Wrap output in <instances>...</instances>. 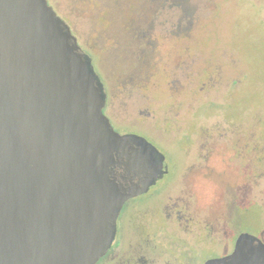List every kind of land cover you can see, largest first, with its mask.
Instances as JSON below:
<instances>
[{
  "label": "water",
  "instance_id": "obj_1",
  "mask_svg": "<svg viewBox=\"0 0 264 264\" xmlns=\"http://www.w3.org/2000/svg\"><path fill=\"white\" fill-rule=\"evenodd\" d=\"M103 83L47 0H0V264H96L123 204L165 172L145 137L114 130ZM205 264H264L240 233Z\"/></svg>",
  "mask_w": 264,
  "mask_h": 264
},
{
  "label": "rangeland",
  "instance_id": "obj_2",
  "mask_svg": "<svg viewBox=\"0 0 264 264\" xmlns=\"http://www.w3.org/2000/svg\"><path fill=\"white\" fill-rule=\"evenodd\" d=\"M47 1L71 27L78 44L92 58L95 71L106 83V110L117 125L113 124L115 129L120 132L131 131L134 127L145 129L150 135L143 136L166 157L169 173L159 179L150 191L169 177L174 179L172 185L175 186L189 182L190 176L180 171L200 172L197 162L192 167L190 155H184L181 151L183 145L190 146L185 144V140L181 141L179 136L173 138L176 137L174 133L164 141L169 136L168 121L173 120L172 124L177 128L182 125L187 114L179 106L184 97L177 94L184 89L180 81L184 56L178 39L168 30H175L182 15L186 14V19L190 21L187 24L192 26L191 34L193 36L194 31L200 32L203 51L210 62L232 59L237 66V78L231 83L234 93L230 107L227 102L218 105L206 99L198 100L197 103L194 101L193 105L200 106L195 116L206 119L204 124L207 126L224 120L228 109L233 110L234 118L240 120L241 124L244 115L248 116L251 123V172L248 187L242 186L240 181L241 186L235 188V193L239 199L244 193L249 194L251 199L236 206L228 237L231 242L239 233H248L264 243V0H152L151 6L145 0ZM136 15H141L144 22L149 15L148 19L152 20L154 26L156 50L160 51L156 57L159 58L155 65L157 69L151 76L152 93L149 97L141 96L130 85L121 88L125 76L119 77V71L115 69L120 66L122 72L128 74L123 69L131 63L130 58L125 57L127 54L123 56L127 53L123 40L130 37L132 32H126L124 26L130 18L137 19ZM118 36L120 43L115 41ZM127 40L131 41L130 38ZM192 52L194 50L190 52V59L194 56ZM191 63L193 68L197 65L195 61ZM226 81H217L215 98L226 94ZM184 90L194 91L195 86H186ZM192 98L188 99L192 101ZM176 132L180 133L179 129ZM228 156L231 155L226 152L219 157V162L227 167L232 162ZM206 206L202 207V211H207ZM222 226L219 223V228L216 227L213 232L218 238L223 232ZM191 254L200 261L215 253L193 250Z\"/></svg>",
  "mask_w": 264,
  "mask_h": 264
},
{
  "label": "flooded vegetation",
  "instance_id": "obj_3",
  "mask_svg": "<svg viewBox=\"0 0 264 264\" xmlns=\"http://www.w3.org/2000/svg\"><path fill=\"white\" fill-rule=\"evenodd\" d=\"M150 1L152 0L149 2L145 0L148 6H151ZM148 16H146V22L143 21V17L140 18L141 15L137 19L130 18L124 26L126 32H132L130 37L123 40L125 50H127L123 56L127 54L125 57L130 58L131 65L123 69L124 72L128 71V74L123 73L120 66L119 69L115 68L119 71V77L125 76L121 88L130 85L132 90L136 92L138 90L141 96L147 97L152 93L150 91L151 76L157 69L155 65L158 64L159 61L156 60L159 58L156 57L160 53L156 50L153 22L148 19ZM186 17V14H183L177 26L174 27L175 30H168V32L178 39L179 48L184 56L181 85L184 89L186 86L193 85L195 90L183 89L177 93L180 97H184V100H180L179 106L184 108L187 114L184 115L186 117L182 125L177 128L172 124L173 120L168 121L169 136L164 141L174 133L176 137L173 138L179 136L181 141L185 140V144L190 146L183 145L181 151L184 155H190L193 160V163H190L192 167L197 162L200 172L180 171L190 176V185H188L189 182H182L177 186L172 185L174 179L169 177L170 179L168 178L150 191L159 179L169 173L167 160L163 155L162 170L165 173L146 193L131 198L123 204L117 217L116 233L112 244L96 264H205L208 260L230 254L240 234L230 242L228 235L235 208L238 204L251 199L249 194L245 193L239 199L235 193V188L241 185L248 187L249 183L251 172L250 120L247 115H244V122L241 124L240 120L234 118L233 110L228 109L224 120L210 123L207 126L204 124L206 119L195 116L200 106L193 105L194 101L197 103L198 100L206 99L218 105L221 102H227L229 108L232 93H234L231 83L237 78V66L231 58L222 62L215 60L210 62L207 53L204 54L200 32L194 31L192 36L190 31L192 26L187 24L190 21ZM119 38L120 36L115 38L118 43H120ZM192 50H194L192 52L194 56L190 59ZM202 55L205 56L202 57ZM91 61L93 63L92 58ZM193 61L197 64L194 68L191 63ZM226 79L224 83L227 88L226 94L220 96L221 98L219 96L215 98L217 92L214 88L218 86L217 81ZM102 83L107 95L103 113L117 131L114 127L116 124L106 110L108 92L106 83ZM170 92L171 90L168 96ZM189 97H193L192 101L188 99ZM176 129H179L180 133H177ZM117 132L140 136L150 135L145 129L139 127H134L131 131ZM151 137L153 138L152 135ZM226 152L231 155L228 156L232 161L229 167L219 162L221 154ZM205 206L206 212L202 211V207ZM219 223L224 225L220 238L213 233L216 227L219 228ZM193 250L197 252L207 250L215 254L199 261L191 254Z\"/></svg>",
  "mask_w": 264,
  "mask_h": 264
}]
</instances>
